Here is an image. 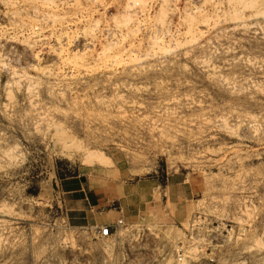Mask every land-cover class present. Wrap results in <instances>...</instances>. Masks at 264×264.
I'll return each instance as SVG.
<instances>
[{
  "label": "rangeland",
  "instance_id": "1",
  "mask_svg": "<svg viewBox=\"0 0 264 264\" xmlns=\"http://www.w3.org/2000/svg\"><path fill=\"white\" fill-rule=\"evenodd\" d=\"M98 167L165 206L100 237ZM0 264H264V0H0Z\"/></svg>",
  "mask_w": 264,
  "mask_h": 264
},
{
  "label": "crops",
  "instance_id": "2",
  "mask_svg": "<svg viewBox=\"0 0 264 264\" xmlns=\"http://www.w3.org/2000/svg\"><path fill=\"white\" fill-rule=\"evenodd\" d=\"M82 176L83 199L88 209L97 212L99 226L112 225L117 219L131 223L142 214H148L165 206V191L162 183L156 178L121 179L119 171L114 168H95L88 172L76 173L73 177ZM120 177V178H119ZM161 187V188H160ZM160 196L161 204L157 201ZM181 195H177V197Z\"/></svg>",
  "mask_w": 264,
  "mask_h": 264
},
{
  "label": "built area",
  "instance_id": "3",
  "mask_svg": "<svg viewBox=\"0 0 264 264\" xmlns=\"http://www.w3.org/2000/svg\"><path fill=\"white\" fill-rule=\"evenodd\" d=\"M88 1H94V0H88ZM107 8L108 7L102 9V6L99 3H97V9L99 13L102 14L101 20L103 19L101 25H99L100 32L98 33V36L101 37L102 41L115 40V35L118 34V29H116L114 25H108L103 23L104 19L107 17V12H108L106 11ZM122 223L123 222L121 221V219H117L112 225L99 226L96 229V233L100 237H106L110 235L111 227H113L114 225H120Z\"/></svg>",
  "mask_w": 264,
  "mask_h": 264
},
{
  "label": "bare ground",
  "instance_id": "4",
  "mask_svg": "<svg viewBox=\"0 0 264 264\" xmlns=\"http://www.w3.org/2000/svg\"><path fill=\"white\" fill-rule=\"evenodd\" d=\"M12 17V16H11ZM7 18H9V17H7Z\"/></svg>",
  "mask_w": 264,
  "mask_h": 264
}]
</instances>
